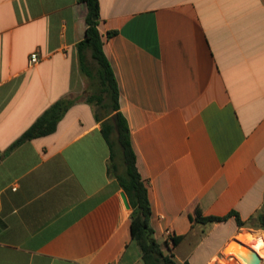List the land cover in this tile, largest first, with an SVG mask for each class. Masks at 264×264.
<instances>
[{
    "label": "crops",
    "instance_id": "obj_1",
    "mask_svg": "<svg viewBox=\"0 0 264 264\" xmlns=\"http://www.w3.org/2000/svg\"><path fill=\"white\" fill-rule=\"evenodd\" d=\"M99 3L155 238L167 254L165 230L183 237L178 263L227 264L241 231L264 234V0ZM87 14L80 0H0V264H143L102 121L80 99ZM67 99L53 134L13 147Z\"/></svg>",
    "mask_w": 264,
    "mask_h": 264
},
{
    "label": "trees",
    "instance_id": "obj_2",
    "mask_svg": "<svg viewBox=\"0 0 264 264\" xmlns=\"http://www.w3.org/2000/svg\"><path fill=\"white\" fill-rule=\"evenodd\" d=\"M87 6L85 38L77 46L80 71L87 80V88L80 99L94 108L98 121H102V133L111 150L109 174L117 179L126 193L131 208V236L137 243L143 264H181L178 263L171 249L164 252V246L155 238L151 226L152 207L147 187L139 173L137 155L133 147L130 128L120 108L119 87L112 66L105 54L104 43L98 29L100 19L99 0H80ZM115 33H109V37ZM75 100H61L43 113L37 121L13 145L53 134L58 123ZM198 222L225 221L229 216L203 217L197 209ZM238 224L244 223L238 219ZM183 237H174V246ZM184 264H189L185 262Z\"/></svg>",
    "mask_w": 264,
    "mask_h": 264
},
{
    "label": "water",
    "instance_id": "obj_3",
    "mask_svg": "<svg viewBox=\"0 0 264 264\" xmlns=\"http://www.w3.org/2000/svg\"><path fill=\"white\" fill-rule=\"evenodd\" d=\"M126 203H127V201H126ZM230 245H233L236 248V254L240 258H242V260L246 264H263L262 258L259 257V255L256 253V251L249 248L248 246H246L245 244H243L242 242H240L237 239H233L228 243V245L223 250L224 254L227 253L228 247Z\"/></svg>",
    "mask_w": 264,
    "mask_h": 264
},
{
    "label": "rangeland",
    "instance_id": "obj_4",
    "mask_svg": "<svg viewBox=\"0 0 264 264\" xmlns=\"http://www.w3.org/2000/svg\"><path fill=\"white\" fill-rule=\"evenodd\" d=\"M250 233L251 234H253V235H255V236H251L250 235ZM257 237H259V238H257ZM239 238H242V239H245V240H257V239H261L262 241H263V243H264V234H260V233H253L252 231H249V230H244V231H241L240 233H239V236H238V238H235V239H237V240H239ZM240 241V240H239ZM243 243V242H242ZM243 244H245L246 246H248L249 248H251V249H253V247H251L253 244H250V243H243ZM254 250V249H253ZM263 252H264V245H263ZM255 251V250H254ZM236 252V251H235ZM225 257H229V258H232L233 260H231V261H228V260H224V261H222V262H225V263H227V264H246L243 260H242V258H240L238 255L236 256V255H234V254H232V253H226V254H223ZM240 259H239V258ZM263 260V264H264V259H262ZM244 263H243V262Z\"/></svg>",
    "mask_w": 264,
    "mask_h": 264
},
{
    "label": "bare ground",
    "instance_id": "obj_5",
    "mask_svg": "<svg viewBox=\"0 0 264 264\" xmlns=\"http://www.w3.org/2000/svg\"><path fill=\"white\" fill-rule=\"evenodd\" d=\"M239 240H240V242H243V243H246V244L247 243L253 244L251 247H253V249L256 251V253L259 255L260 258L264 259V252L262 250L264 243H263V241L261 239H257V240H251V239L250 240H245V239L239 238ZM235 251H236V248L233 245H230L228 247L227 253H232V254H234V255L237 256V254H236Z\"/></svg>",
    "mask_w": 264,
    "mask_h": 264
},
{
    "label": "built area",
    "instance_id": "obj_6",
    "mask_svg": "<svg viewBox=\"0 0 264 264\" xmlns=\"http://www.w3.org/2000/svg\"><path fill=\"white\" fill-rule=\"evenodd\" d=\"M39 63V57L37 54H33L31 56V64H38ZM164 237H165V244L171 248L174 246L173 244V239H174V236H173V233L170 229H166L165 232H164Z\"/></svg>",
    "mask_w": 264,
    "mask_h": 264
}]
</instances>
